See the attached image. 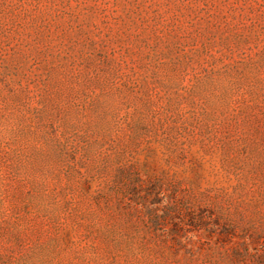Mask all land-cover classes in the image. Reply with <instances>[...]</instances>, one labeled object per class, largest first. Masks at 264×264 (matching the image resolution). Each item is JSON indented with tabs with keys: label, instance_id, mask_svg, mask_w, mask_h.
<instances>
[{
	"label": "rangeland",
	"instance_id": "rangeland-1",
	"mask_svg": "<svg viewBox=\"0 0 264 264\" xmlns=\"http://www.w3.org/2000/svg\"><path fill=\"white\" fill-rule=\"evenodd\" d=\"M0 264H264V0H0Z\"/></svg>",
	"mask_w": 264,
	"mask_h": 264
}]
</instances>
